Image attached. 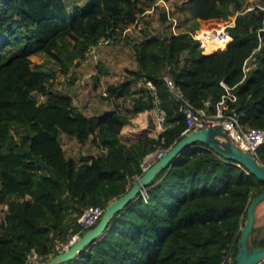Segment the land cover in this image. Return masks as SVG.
<instances>
[{
	"label": "trees",
	"instance_id": "1",
	"mask_svg": "<svg viewBox=\"0 0 264 264\" xmlns=\"http://www.w3.org/2000/svg\"><path fill=\"white\" fill-rule=\"evenodd\" d=\"M80 1L0 0V264H27L32 252L44 262L57 255L59 244L88 230L77 222L87 206L105 209L143 174L147 154L168 151L188 134L182 102L166 77L206 112L225 94L221 82L233 87L231 108L240 124L264 129V10L244 11L242 0H179L184 29L178 26L174 34L159 0ZM155 13L162 28L152 32L149 17ZM231 23V40L214 51L200 48L191 36ZM131 27L139 29L131 44L135 67L103 96L128 98V108L87 115L70 94L55 90L57 72L72 82L88 48L101 40L126 42L124 31ZM36 54L53 60L57 71L33 63ZM106 73L96 66V86ZM144 113H160L162 127L154 128L150 118L144 134L125 136L124 128L134 129L133 118ZM61 134L90 140L100 152L68 157ZM258 159L264 165V145ZM146 192V199L139 195L113 215L104 234L77 258L60 264H220L231 245L236 258L247 208L264 192V181L192 143ZM250 246L264 247L259 228Z\"/></svg>",
	"mask_w": 264,
	"mask_h": 264
},
{
	"label": "rangeland",
	"instance_id": "2",
	"mask_svg": "<svg viewBox=\"0 0 264 264\" xmlns=\"http://www.w3.org/2000/svg\"><path fill=\"white\" fill-rule=\"evenodd\" d=\"M80 0H74V3H79ZM181 1L179 0H159L157 4L165 7V10L168 14V18L172 26L175 25V30L183 28V15L181 11L178 10V5ZM244 11L249 7L254 5H261L262 0H242ZM187 6L182 7V13L186 14ZM148 14L151 13V10L147 11ZM148 18V17H147ZM150 19V30L152 32L160 31L162 28L161 23L158 21V13L151 14ZM232 24V23H231ZM229 24V25H231ZM186 28V27H185ZM184 29V28H183ZM201 30L193 32V34L198 35ZM126 36L128 41L126 42H117V43H106L104 40H101L99 46H96L97 57L96 59H89L75 70L74 76L75 79L71 82V76L61 75L57 72L56 78L54 80V86L56 91L68 93L73 98V103L82 110L87 115L99 114L104 110L111 108H118L123 111L125 108H128L131 105V102L128 98L122 99L118 98L116 100H105L104 95L101 92L106 91L108 85L117 84L123 81L126 77V69H131L135 67V61L133 57L132 42L135 41L139 36V29L129 28L126 31ZM223 44V43H222ZM216 45V44H213ZM221 45V44H218ZM216 45L215 47H217ZM208 49V48H207ZM214 48L211 51H214ZM210 51V52H211ZM30 60L36 64H42L47 69H52L57 71V65L53 60L48 58L43 54L31 55ZM252 59L247 62L245 70L251 65ZM100 64L104 66V71L107 73L100 77V81L95 85L94 75L96 74V66ZM44 97L39 96L38 100H43ZM156 115L150 113H144L142 115H137L133 118L134 129H129L127 126L123 130L125 136L136 137L141 134H144L148 129V120L151 118L152 121L155 120L154 128H158L156 123ZM60 140L63 145V150L66 156L73 157L76 160L87 159L93 154L100 152L94 144L88 140L85 143H80L72 137H68L64 134L60 135ZM147 188V187H146ZM258 209V218L255 224L256 228L261 230V236H264V201L260 203L257 207ZM33 259L31 258L30 261ZM44 261H41L43 263Z\"/></svg>",
	"mask_w": 264,
	"mask_h": 264
},
{
	"label": "built area",
	"instance_id": "3",
	"mask_svg": "<svg viewBox=\"0 0 264 264\" xmlns=\"http://www.w3.org/2000/svg\"><path fill=\"white\" fill-rule=\"evenodd\" d=\"M260 8L264 10V5H254L249 7L246 11L253 10L254 8ZM233 25V23L231 24ZM231 25L222 26L220 28L214 29H202L198 35L191 33L193 39L199 42V47L205 49L208 44H222L231 40V35L227 31V27ZM172 32L175 34V25L172 26ZM107 42V41H105ZM97 52L96 47L88 48L86 52V59L84 63L89 59H96ZM245 70V69H244ZM246 71V70H245ZM166 84L169 90L181 100V111L185 116L187 128L185 132L190 133L194 130L201 129L203 127H215L223 129L231 142L239 148L241 151L249 153L254 159H258V151L264 145V129L254 128V127H243L239 122V117L236 115L234 110L231 108V104L235 102L236 96L232 92L233 87L226 86L221 82L225 89V94L222 98L214 105L212 112H206L202 109L197 108L188 100L183 98L182 94L179 92L174 82L169 78H165ZM150 88L153 89L151 84ZM102 95H106V91L101 92ZM205 106H210V102L206 101ZM157 124L162 127L164 122V117L157 113L156 115ZM167 150L156 149L154 152L147 154L140 166L142 172L144 173L148 167L158 160ZM140 177V176H139ZM135 177L134 182L139 179ZM140 195L146 199L147 192L146 188L142 189ZM104 212V208L99 205L87 206L82 214L78 217L77 222L82 230L89 229L100 219ZM81 237L80 232L73 233L65 243L59 244V252L67 250L74 242H76ZM233 246H229L222 252V260L220 264H235ZM31 258L33 259L32 261ZM27 264H41L40 257L36 253L32 252L28 256ZM259 264H264L262 261Z\"/></svg>",
	"mask_w": 264,
	"mask_h": 264
},
{
	"label": "water",
	"instance_id": "4",
	"mask_svg": "<svg viewBox=\"0 0 264 264\" xmlns=\"http://www.w3.org/2000/svg\"><path fill=\"white\" fill-rule=\"evenodd\" d=\"M192 143H200L207 146L218 156L242 165L257 178L264 181V165L254 159L249 153L237 148L223 129L203 127L194 130L185 135L158 160L153 162L125 194L111 201L105 207L96 226L85 231L67 250L59 252L57 255L41 264H60L77 258L79 252L82 251L86 245L99 239L104 234L110 226L109 222L113 215L131 206L140 195L141 190L150 184L157 176L158 172L168 167L171 161ZM263 201L264 192L254 197L247 208L246 221L241 230L237 246L236 264H259L264 261V247L251 248L250 246L251 233L255 227V211L258 205Z\"/></svg>",
	"mask_w": 264,
	"mask_h": 264
},
{
	"label": "bare ground",
	"instance_id": "5",
	"mask_svg": "<svg viewBox=\"0 0 264 264\" xmlns=\"http://www.w3.org/2000/svg\"><path fill=\"white\" fill-rule=\"evenodd\" d=\"M216 45H218V44H216ZM216 45H213V44H208L207 46H206V48H208V49H214L215 48V46Z\"/></svg>",
	"mask_w": 264,
	"mask_h": 264
},
{
	"label": "crops",
	"instance_id": "6",
	"mask_svg": "<svg viewBox=\"0 0 264 264\" xmlns=\"http://www.w3.org/2000/svg\"><path fill=\"white\" fill-rule=\"evenodd\" d=\"M257 212H258V209L256 208V211H255V224H256V222H257V218H258V214H257Z\"/></svg>",
	"mask_w": 264,
	"mask_h": 264
}]
</instances>
